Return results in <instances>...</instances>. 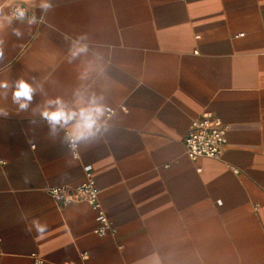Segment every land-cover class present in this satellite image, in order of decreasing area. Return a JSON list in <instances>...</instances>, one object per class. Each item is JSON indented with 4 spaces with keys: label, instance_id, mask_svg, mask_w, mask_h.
Wrapping results in <instances>:
<instances>
[{
    "label": "crops",
    "instance_id": "obj_1",
    "mask_svg": "<svg viewBox=\"0 0 264 264\" xmlns=\"http://www.w3.org/2000/svg\"><path fill=\"white\" fill-rule=\"evenodd\" d=\"M40 2L0 0V264H264V0ZM83 34L89 51L69 63ZM89 61L102 72L81 79ZM21 80L35 89L25 109ZM92 93L107 130L73 157L71 124L53 135L41 112L57 98L79 110ZM205 110L228 124L224 151L191 160L183 138ZM86 169L113 235L93 232L87 202L46 192ZM33 221L48 231H27Z\"/></svg>",
    "mask_w": 264,
    "mask_h": 264
},
{
    "label": "clouds",
    "instance_id": "obj_2",
    "mask_svg": "<svg viewBox=\"0 0 264 264\" xmlns=\"http://www.w3.org/2000/svg\"><path fill=\"white\" fill-rule=\"evenodd\" d=\"M40 8L46 13L53 8L52 0H41ZM14 17L18 20L23 21L25 19V10L22 8H17L14 12ZM7 20L8 23H11L10 18L0 16V27L3 26L4 21ZM36 18L32 17L28 20L29 24L35 23ZM14 34L17 37H20L22 33L13 29ZM88 37L86 34L80 35L74 41L72 48L70 49L69 63L75 60L77 57L85 54L89 51L87 43ZM3 44V40H0V45ZM97 61L102 60L100 54H96ZM97 67H100L94 61L87 62V67L81 73V79H87L90 71L96 70ZM102 72V67H100ZM0 87H7V85H0ZM35 89L27 82L21 80L16 84V91L13 94V101L19 102L21 99L26 101L21 103L20 107L25 109L28 107V101L32 100L33 92ZM77 96H84L85 93L77 90ZM104 97L97 96L95 93H92L87 96V99L84 101L83 105L79 110H74L69 107L65 101L57 98L56 100L47 101V105L41 115L47 120L52 129V134L55 135L56 127L59 125L61 128H65L67 125L71 124V127L67 130L64 137L70 149L73 151L83 142L90 141L100 135L102 132L107 130V106L103 103ZM7 115V113H3ZM21 221L25 222L27 217L21 215ZM26 230L29 232L34 231L38 235H44L48 229L49 225L45 222L40 224L38 221H33L32 225L29 227L27 224Z\"/></svg>",
    "mask_w": 264,
    "mask_h": 264
},
{
    "label": "built area",
    "instance_id": "obj_3",
    "mask_svg": "<svg viewBox=\"0 0 264 264\" xmlns=\"http://www.w3.org/2000/svg\"><path fill=\"white\" fill-rule=\"evenodd\" d=\"M17 8L24 9L25 17L28 16L27 7L20 4L11 5L7 10L8 15L14 17L13 14ZM227 129L228 124L214 116L211 111L201 112L198 117L190 121L187 134L183 138L184 152L191 160L198 157L220 158L226 143ZM70 152L73 157H78L77 148L75 151L70 149ZM98 191L90 169H86L85 178L79 184H53L46 187V192L58 205L87 202L95 210L96 226L93 232L99 236L113 235L116 233V227L107 216L100 202ZM80 255L85 258L86 252H82Z\"/></svg>",
    "mask_w": 264,
    "mask_h": 264
}]
</instances>
